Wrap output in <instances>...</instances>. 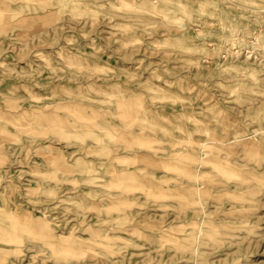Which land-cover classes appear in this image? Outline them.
<instances>
[{
    "label": "rangeland",
    "instance_id": "374dc122",
    "mask_svg": "<svg viewBox=\"0 0 264 264\" xmlns=\"http://www.w3.org/2000/svg\"><path fill=\"white\" fill-rule=\"evenodd\" d=\"M0 264H264V0H0Z\"/></svg>",
    "mask_w": 264,
    "mask_h": 264
},
{
    "label": "bare ground",
    "instance_id": "6f19581e",
    "mask_svg": "<svg viewBox=\"0 0 264 264\" xmlns=\"http://www.w3.org/2000/svg\"><path fill=\"white\" fill-rule=\"evenodd\" d=\"M234 139H236V138H234ZM240 139V138H239ZM235 141V140H234ZM225 142V141H224ZM230 143V142H229ZM226 144V143H225ZM227 145V144H226Z\"/></svg>",
    "mask_w": 264,
    "mask_h": 264
}]
</instances>
